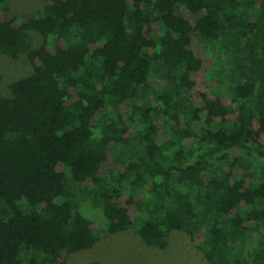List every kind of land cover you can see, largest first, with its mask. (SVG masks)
Instances as JSON below:
<instances>
[{
  "label": "trees",
  "instance_id": "1",
  "mask_svg": "<svg viewBox=\"0 0 264 264\" xmlns=\"http://www.w3.org/2000/svg\"><path fill=\"white\" fill-rule=\"evenodd\" d=\"M45 1L0 0V52L33 69L0 94V264L135 226L264 264V0Z\"/></svg>",
  "mask_w": 264,
  "mask_h": 264
},
{
  "label": "rangeland",
  "instance_id": "2",
  "mask_svg": "<svg viewBox=\"0 0 264 264\" xmlns=\"http://www.w3.org/2000/svg\"><path fill=\"white\" fill-rule=\"evenodd\" d=\"M45 4V0H8L10 16L16 17L32 14ZM32 39L35 48L43 43L37 32H33ZM32 70L26 55L15 59L0 52V94L9 95L11 83L28 76ZM166 243L164 248L147 244L137 226L115 234L100 229L96 244L70 255L66 264H208L202 248L183 231L171 232Z\"/></svg>",
  "mask_w": 264,
  "mask_h": 264
}]
</instances>
